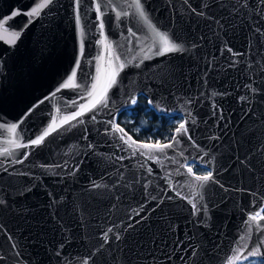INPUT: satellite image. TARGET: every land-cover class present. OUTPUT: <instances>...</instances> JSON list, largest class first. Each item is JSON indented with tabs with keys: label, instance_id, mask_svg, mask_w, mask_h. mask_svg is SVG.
Here are the masks:
<instances>
[{
	"label": "water",
	"instance_id": "water-1",
	"mask_svg": "<svg viewBox=\"0 0 264 264\" xmlns=\"http://www.w3.org/2000/svg\"><path fill=\"white\" fill-rule=\"evenodd\" d=\"M41 2L0 0V22L22 32L10 44L0 28V153L13 154L0 155V264H227L245 221L264 208V3L143 0L146 21L133 0H82L78 9L75 0H53L28 24ZM156 31L185 50L152 56ZM106 91L108 106L93 108ZM139 96L189 129L174 132L180 143L162 163L133 156L112 129ZM192 160L217 181L202 199L180 167ZM260 238L254 229L249 249ZM260 259L264 245L249 258Z\"/></svg>",
	"mask_w": 264,
	"mask_h": 264
},
{
	"label": "snow or ice",
	"instance_id": "snow-or-ice-1",
	"mask_svg": "<svg viewBox=\"0 0 264 264\" xmlns=\"http://www.w3.org/2000/svg\"><path fill=\"white\" fill-rule=\"evenodd\" d=\"M260 2L264 3V0H260ZM52 3H53V0H43V2L38 3L29 13H27V15L30 17L28 24H31L33 22V20L37 16H39L40 11L42 9L48 7ZM81 3H82V0H75V4H76L77 9L79 8V5ZM133 6H134L136 12L139 14V16L142 19H144L146 21L150 19L148 14H147V10L144 7L143 0H133V4H131L130 7H133ZM258 10H259V5H258ZM96 11L98 13L97 18H99V14L101 13V8L99 5H97ZM16 14H18V13H13V15H16ZM127 14H128L127 12L123 13V15H127ZM261 14L264 15V11H262ZM120 15H121V13H117V19L120 18ZM200 15H203V13H200ZM75 23H76L78 35L80 37H83L85 35V32L83 31V29L81 27V17L79 15L78 11H77L76 16H75ZM5 25H6V20L0 22V28H3L5 36L11 37V39H5V42L10 43V44H15L16 40L19 39L22 32L21 31L10 32L9 28ZM25 27H27V25ZM99 27L101 30V35H103L104 23L101 22ZM149 27H152L153 30H155V27L153 25L149 24ZM133 35H134V33H133ZM5 36H0V38H5ZM156 36L158 37V40L155 41L153 43V45L150 46L148 49V53H150L152 56H164L168 53L183 52L185 50L184 45L182 43H178L175 40V38L167 32L156 31ZM153 48H155V51H153ZM82 54H83V50L81 48V55ZM145 58H148V54L145 55ZM117 59H119V57H117ZM79 66H80V62H79V60H77L76 68H79ZM125 66H126L125 64H121L120 69L123 70V68ZM138 66L139 65H137V67ZM118 74H119L118 72L114 74L113 79H112L111 84H110V87L114 86L117 83L115 76ZM72 76L73 77L76 76L75 70L73 71ZM62 87H67V85L66 84L62 85ZM59 90L60 89L58 88L57 91H59ZM89 95H91V94H89ZM141 95H143V93H141ZM240 99L243 100V99H245V97H241ZM108 101H109V97H108L107 91H106L103 96H101L99 99L96 100V102L93 104V108H95L97 104H102L104 107H107ZM130 102H131V104L135 105L137 103V100L133 97ZM151 103H152V101L149 100V104H151ZM36 106L37 105H34L33 108H35ZM32 111H33V109H29L28 113H26L25 115L30 114ZM83 111L84 110L81 109V111H78L75 115H73L69 118H65L64 122L67 123L69 119L75 120L77 118V116L83 115ZM95 118H96V116L93 115L92 119L95 120ZM82 122L83 121H81V123ZM21 123H22V121H21ZM111 125H112V129L114 131H118L120 133H123V135L120 136V139L122 141H124V143H126L130 149H132V155L135 156L137 153H139V155L143 156L145 158V160H152L153 162L162 163L163 159L169 158L167 156V154L165 153V149L172 148L174 146V144L180 143L178 135H174L171 137V142H169V143L161 144L159 141H156L155 144H151V143H140V144H138L137 141L133 140L131 136H128L127 140H124V137L127 136L128 134L124 131V129L122 127H120L118 124H116L114 120L111 122ZM18 126H19L18 124L13 123V124H11V126L9 127L8 130L10 132L14 133ZM54 130L55 129L50 126L49 130L45 131L42 136L31 141V144L37 145V146L40 145L44 141L45 137L50 134V131H54ZM136 131H139V129H137ZM175 131L177 134L183 133L184 135H187L189 129L186 128L185 123H180L179 127L176 128ZM189 139H191V137H189ZM129 141H130V143H129ZM13 143H16V142L13 141ZM16 146L19 147L20 145L17 144ZM23 146L28 147L29 145L25 144ZM89 147H90V145H89ZM141 149H147L148 151H141ZM153 152H158V153H161L162 155L157 156V155L152 154ZM0 155L11 156L13 154L7 148H5L3 150V152L0 153ZM25 158H27V154H25ZM121 159H123V157H121ZM15 162H22V161H15ZM180 167L181 168L186 167L187 172L190 175H192L193 179L196 182H198L197 184L192 186L194 197L198 196L202 199L203 198V192H204V189H205L207 183L208 182H212V183L217 182L215 176L213 175V172L211 170H208L207 168L203 169V171L206 173L204 175H199V174L194 173L193 167H196L199 170V165H198L197 161H195V160H192L190 162L186 161L184 164H181ZM148 171H149V174H151L152 170L149 169ZM177 174H182V173H180L179 170H177ZM145 188H147V185H145ZM188 202L192 205L194 213L200 211V208L198 207L197 203L195 202V199L189 200ZM3 203H4V201L0 200V204H3ZM204 212H205V214L207 213V205L204 206ZM142 219H144V217H142L141 220ZM260 221H264V208H259V210H256L254 212V214H250L248 217V220L245 221V224L248 225V227L245 230V234L241 235L239 240H237L235 242L237 247L233 248L231 250L233 255L227 258V264H240L241 257H243V260H249L250 257H255V256L260 255V246L264 245V238H260L259 242L257 244H255V246L252 249H249V246L246 243L247 240L251 239V236H252L254 229L257 233L264 231V224H261ZM140 222L141 221H137V223H140ZM0 227H2V226H0ZM108 231L110 232L111 229H108ZM106 237H107V233H105V243H107ZM117 239H119V237H117ZM241 244L243 245L242 248L240 247ZM245 252L247 253L246 255H244ZM58 255H59V253H58ZM192 255L193 256L196 255L195 251H193ZM181 259H183V257ZM85 264H87V262H85ZM250 264H264V259H260L258 261H250Z\"/></svg>",
	"mask_w": 264,
	"mask_h": 264
},
{
	"label": "trees",
	"instance_id": "trees-1",
	"mask_svg": "<svg viewBox=\"0 0 264 264\" xmlns=\"http://www.w3.org/2000/svg\"><path fill=\"white\" fill-rule=\"evenodd\" d=\"M175 119L180 118L156 114L148 107L147 99L139 96L135 105L118 115L117 123L137 141L144 142L151 138L153 141L166 143L171 140L177 128ZM193 170L196 174H204L201 167L199 170L193 167ZM250 261L258 260H247L241 264H250Z\"/></svg>",
	"mask_w": 264,
	"mask_h": 264
},
{
	"label": "rangeland",
	"instance_id": "rangeland-1",
	"mask_svg": "<svg viewBox=\"0 0 264 264\" xmlns=\"http://www.w3.org/2000/svg\"><path fill=\"white\" fill-rule=\"evenodd\" d=\"M174 123L177 124V126L181 123L180 119H175ZM149 143L152 142L151 144H155L156 141H148Z\"/></svg>",
	"mask_w": 264,
	"mask_h": 264
},
{
	"label": "built area",
	"instance_id": "built-area-1",
	"mask_svg": "<svg viewBox=\"0 0 264 264\" xmlns=\"http://www.w3.org/2000/svg\"><path fill=\"white\" fill-rule=\"evenodd\" d=\"M148 141H153L151 138L150 139H148L145 143H149ZM160 142V141H159ZM150 143H152V142H150ZM161 143V142H160ZM161 144H164V143H161ZM204 174H206L205 172H204Z\"/></svg>",
	"mask_w": 264,
	"mask_h": 264
}]
</instances>
